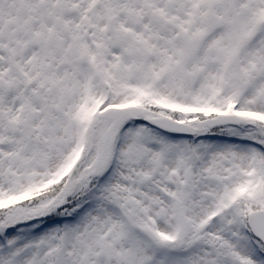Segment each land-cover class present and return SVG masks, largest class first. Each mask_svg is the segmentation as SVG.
Masks as SVG:
<instances>
[{"label": "snow or ice", "instance_id": "6c2138e0", "mask_svg": "<svg viewBox=\"0 0 264 264\" xmlns=\"http://www.w3.org/2000/svg\"><path fill=\"white\" fill-rule=\"evenodd\" d=\"M0 264H264V0H0Z\"/></svg>", "mask_w": 264, "mask_h": 264}]
</instances>
